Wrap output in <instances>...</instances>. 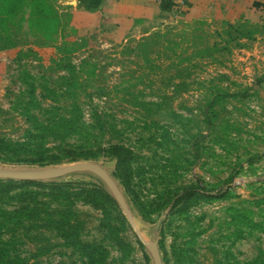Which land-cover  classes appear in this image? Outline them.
Here are the masks:
<instances>
[{"label":"rangeland","instance_id":"rangeland-1","mask_svg":"<svg viewBox=\"0 0 264 264\" xmlns=\"http://www.w3.org/2000/svg\"><path fill=\"white\" fill-rule=\"evenodd\" d=\"M29 14L0 25V138H26L29 117L72 113L93 125L69 137L97 144L91 160L78 162L111 177L135 228L91 171L38 180L70 183L83 195L46 209L53 225L35 241L18 236L13 251L25 264H82L83 250L101 254L102 264H155L153 250L161 264H249L263 254L264 24L180 15L109 44L81 35L58 8L51 21L29 24ZM109 145L124 149L122 160ZM6 157L0 153V170L76 163L40 167ZM191 186L195 192H182ZM66 213L75 235L61 220Z\"/></svg>","mask_w":264,"mask_h":264},{"label":"trees","instance_id":"trees-1","mask_svg":"<svg viewBox=\"0 0 264 264\" xmlns=\"http://www.w3.org/2000/svg\"><path fill=\"white\" fill-rule=\"evenodd\" d=\"M54 3H56V0H0V25L9 22L23 9L30 13L29 24L36 18L42 22L51 21L49 19L52 18V15L54 16L57 8ZM68 117L64 116L61 119L52 115V118H45L40 122H36L34 118L29 117L28 121L31 125L29 124L30 128L26 132L27 137L21 141L0 138V153L7 155L4 159L9 161L40 167L55 166L66 160L69 162L91 160L93 158V147L97 145L96 142L86 136L70 142L69 137H78V134L85 132L86 128H92L93 125L85 124L81 118H74L72 113ZM100 119L99 115L97 121H100ZM32 123H35V125H32ZM60 131H64L65 136H58L57 133ZM47 137H50L51 142H48ZM107 147L115 153L117 160H122L120 153L124 151L123 148L118 145ZM98 149L99 147L96 150ZM20 155H23V157ZM194 187L185 188L182 192L185 194L195 192ZM70 190H72L70 183L56 184L54 182L0 179V236L2 233L10 236L7 241L0 239V264H25L20 254L13 251L21 243L20 238L22 236L25 238L26 232H28L33 234L31 235V241H35L39 229L52 227L54 222L52 219L53 212H48L46 209L50 208L53 203L71 206L73 201L81 199L80 197L83 195V193ZM96 192L102 193L99 189H96ZM260 200L263 202L264 198ZM71 216V213L62 214L61 220L67 222V227L75 235L76 233L73 230L78 229V227H73L71 223H68ZM76 224L80 226L77 221ZM55 229H58L63 235L66 231L64 228L55 227ZM18 236L21 237L18 238ZM95 253L92 250H89V252L83 250L82 255L86 256V262L82 264H102L101 254L98 258H95ZM249 264H264V253L259 254Z\"/></svg>","mask_w":264,"mask_h":264},{"label":"crops","instance_id":"crops-1","mask_svg":"<svg viewBox=\"0 0 264 264\" xmlns=\"http://www.w3.org/2000/svg\"><path fill=\"white\" fill-rule=\"evenodd\" d=\"M61 13L81 35H98L118 44L143 25L171 21L180 15L199 18L217 13L264 24V0H56Z\"/></svg>","mask_w":264,"mask_h":264},{"label":"water","instance_id":"water-1","mask_svg":"<svg viewBox=\"0 0 264 264\" xmlns=\"http://www.w3.org/2000/svg\"><path fill=\"white\" fill-rule=\"evenodd\" d=\"M78 170H88L95 173L99 176L105 184L108 186L109 190L111 191L114 199L119 204L121 210L123 211L126 219L128 220L129 224L135 228V224L133 222V218L129 214L127 205L117 188L116 184L113 182L111 177L103 171L100 167L96 166L90 162H76L70 166H65L56 169H40L30 172H14V171H6L0 170V179L2 180H14V181H38L42 179H53L59 176L68 175L74 171ZM154 262L155 264H161L160 255L157 250L152 251Z\"/></svg>","mask_w":264,"mask_h":264},{"label":"built area","instance_id":"built-area-1","mask_svg":"<svg viewBox=\"0 0 264 264\" xmlns=\"http://www.w3.org/2000/svg\"><path fill=\"white\" fill-rule=\"evenodd\" d=\"M184 1H186V0H180V2H184Z\"/></svg>","mask_w":264,"mask_h":264}]
</instances>
